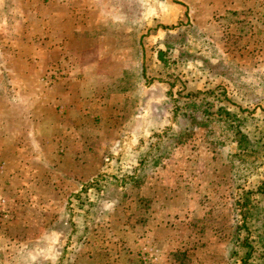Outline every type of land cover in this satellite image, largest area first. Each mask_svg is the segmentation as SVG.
<instances>
[{
  "label": "rangeland",
  "instance_id": "rangeland-1",
  "mask_svg": "<svg viewBox=\"0 0 264 264\" xmlns=\"http://www.w3.org/2000/svg\"><path fill=\"white\" fill-rule=\"evenodd\" d=\"M46 14L49 33L41 24ZM57 27L65 33L58 34ZM50 37L67 50L43 52ZM159 50L169 67L159 62ZM93 62L92 78L76 77L75 65ZM142 70L149 83L140 77ZM27 79L28 90L68 89L80 105L123 96L122 122L126 118L129 129L138 131L126 135L127 148L156 124L167 123L171 104L164 101L161 82L175 81V89L189 93L212 92L214 110L221 105L234 110L258 143L256 152L243 156L250 171L238 176L240 181L233 179L230 158L236 147L213 122L184 138L144 186L108 203L97 233L81 245L67 246L59 225L67 195L98 173L114 149L110 140L119 133L102 124L109 119L102 112L95 126L88 121L85 127V120L83 131L76 133L96 140L85 147L78 141L75 150L65 146L68 158H61L64 153L56 145L62 143L59 130L38 128V138L52 143L34 151L35 160L21 153L24 109L18 97ZM141 111L143 121L135 125ZM11 146L15 152L20 148L19 155L13 156ZM0 150V264H57L61 256L65 264H191V255L193 264H240L239 253L231 254L236 203L242 192L264 182V0H0ZM69 158L75 160L61 163ZM24 160L35 164L27 167ZM173 173L180 177L177 189L169 190ZM32 175L35 181L26 195L23 189ZM192 201L201 210H191ZM251 204L264 212V193L253 196ZM250 221L257 241L264 215ZM206 233L212 234L209 248L192 245L195 239L205 241Z\"/></svg>",
  "mask_w": 264,
  "mask_h": 264
},
{
  "label": "trees",
  "instance_id": "trees-1",
  "mask_svg": "<svg viewBox=\"0 0 264 264\" xmlns=\"http://www.w3.org/2000/svg\"><path fill=\"white\" fill-rule=\"evenodd\" d=\"M167 49L170 50L169 47ZM164 55L162 50L158 51L159 62L167 68L169 64ZM140 74V77L149 83L143 70ZM161 84L166 87L164 101L171 104L167 123L156 124V127L141 136L134 146L127 148L123 142L124 139H129L126 135L138 132L129 129L105 158L98 173L68 196L65 214L61 216L59 224L63 228L64 243L66 242L67 246L81 245L92 233H97V227L104 218L108 203L125 199L129 189L142 186L148 177L165 164L184 138L196 129L208 128L213 122L220 124L222 132L226 133L236 147L237 153L230 158L233 179L240 181L238 176L243 177L249 173L251 163L244 160L243 156L256 152L258 143L244 130L242 119L237 113L225 105L217 106L214 110L212 92L189 93L183 89L178 90L175 89V81ZM142 113L141 111L137 115L136 118L139 119H134L135 125L142 123ZM263 193L264 182L255 191L242 192L241 199L236 203L238 223L234 225L232 232L231 254L239 253L240 264H264V223L261 227L258 226L260 232L257 241L252 240L251 229H254L255 223L253 221V224H250L252 218L264 215V212L251 204L253 196ZM67 258L71 259L72 256L68 255ZM57 264H65L64 256L60 257Z\"/></svg>",
  "mask_w": 264,
  "mask_h": 264
},
{
  "label": "crops",
  "instance_id": "crops-1",
  "mask_svg": "<svg viewBox=\"0 0 264 264\" xmlns=\"http://www.w3.org/2000/svg\"><path fill=\"white\" fill-rule=\"evenodd\" d=\"M48 14H46V17H44L46 20H43L41 19V24L45 25L44 27L46 28V33H49V27H48ZM53 19V18H51ZM60 29V27H57L56 28V32ZM51 33V31H50ZM58 33V32H57ZM64 34V32H60L58 34ZM70 34V33H69ZM71 35V34H70ZM69 35V36H70ZM71 37V36H70ZM50 45L48 43V39L46 40V46L43 47V52L47 49L49 51V48L51 50H53L55 53H61L62 52V46L60 45V43L57 41V40H52V38L50 37ZM63 50L66 51V46L64 45L63 46ZM43 52H41V55L43 54ZM40 60V59H39ZM35 62V61H34ZM39 62H36V65L38 64ZM34 64V63H33ZM47 64V63H46ZM44 64V65H46ZM42 65V64H41ZM43 66V65H42ZM41 66V68H42ZM76 68H79V74L76 75L77 76H82L83 79L85 78H92L89 74V71L90 70H94L97 65L96 63H88V65H84L83 63H81L79 65V67H77V65H75ZM98 79V78H97ZM96 79V80H97ZM29 79L25 80L23 82V84H20L21 86V91H20V96L18 97L20 100H22V108L24 109V114L23 115V122L24 124H22V129L20 130L21 133L25 134V137H23V142L25 143L24 146H23V151L21 153H29V156L30 158H33L32 157V154L34 153V151H37V150H41L42 149H46V147H50L51 145L49 144V146H45L43 145L45 142L48 141V143H52L51 140H45L44 137L42 136V139L38 138V136L35 134L36 131L39 130L41 132H53L54 130H59L63 135L60 137L61 139V146L59 144L56 143L57 147L59 148V151L61 153H64V155L61 157V158H68V156L66 154H69V156L71 155L70 153L67 152V149L65 150V146H67L68 148L69 145L73 148V150H75L76 146H75V143H77L78 141H80L82 144L80 145V147H85V146H88L87 145V142L90 143L91 139L93 140H96V138H88V139H82L81 137H78V135H76V133H80L81 131H83V123L85 122V127H87V123H89L88 121L91 122V126H95V119H97V116L101 115L102 112L105 113V116L109 117L108 118H105L103 120V125L106 126V128L108 127H111V129H109V131L111 132H115V134L119 133L118 134V138L116 137L115 140L111 139L110 142H112V144L110 146H116L117 143L119 142V139L121 138V136H123V133L126 134L127 132H129V120L127 121L126 118L124 120V122H122V117H121V113L124 111V106L121 104L122 100L123 99V96L118 97L117 96V100H113L112 102H105V100L103 99H93V101H91V103H83L82 105H80V103H76L77 99L76 97H73L71 91L69 92L68 89H61L59 92L57 91H47L45 89H43V93L42 91H39L38 88H37V91H33L32 89L31 90H28L27 89V85L29 84L30 81H28ZM82 80V79H81ZM94 81H96L95 79H93ZM72 82V81H70ZM57 93V94H56ZM57 98V99H56ZM18 99V100H19ZM19 100V101H20ZM79 101V100H78ZM31 102L30 105H28V103ZM32 103H35L32 107ZM76 103V104H75ZM28 105V106H26ZM54 105V109L51 108V106L53 107ZM77 106V107H76ZM50 110H53L55 112V115H52L50 117H48V114H49V111ZM57 111V112H56ZM58 113V114H56ZM21 116V115H19ZM127 116V114H124V117ZM8 119L12 120L13 118L10 117V115H8ZM135 118L137 117V115L134 116ZM100 118H103L102 115L100 116ZM54 120L52 121V123H54V126H49L48 125V121H51V120ZM120 121V122H119ZM114 126H117L116 128H114ZM90 126L88 125V128ZM86 128V131L88 133V136H89V129ZM90 137V136H89ZM27 139V140H26ZM87 140V141H86ZM27 142V143H26ZM79 144V143H78ZM113 147V148H114ZM16 147L14 146H11V149H12V153L13 156L16 155V153L19 155V152L21 151L20 148L16 149V152L14 151ZM18 150V151H17ZM72 150V151H73ZM20 153V154H21ZM17 155V157H18ZM2 151L0 150V159L2 157ZM84 156V155H83ZM82 157V156H81ZM33 160H35V158H33ZM32 161H29V160H24V161H20L22 164L27 165L28 166H32L35 164V162ZM69 160V161H73L75 159H65V160H62L61 163L65 164V162ZM40 161V160H39ZM60 161V160H59ZM81 161H84V158L82 157V160ZM43 163V162H41ZM87 164H88V160H87ZM86 165V163H85ZM77 166V165H76ZM97 174V172H96ZM95 174V175H96ZM93 176V175H92ZM54 177V181H56V179L58 178V175H55V176H52ZM72 177V176H71ZM90 177V175L87 177V179ZM178 177L179 176V173H173L172 175V180L170 182H172L170 185L171 186H168L169 190L173 189V190H176L177 189V184L176 182L178 181L177 179H179ZM33 175L32 177H30V179L32 180H27V181H32L31 184L29 183L27 185V188L23 189V190H28V194L26 193V195H30L31 191L30 190V186L33 184V182L35 181V179H33ZM74 178L76 179V177L74 176ZM74 178L72 179L74 181ZM188 178L191 180L192 178L188 176ZM51 179V178H50ZM184 179V178H183ZM49 179L47 178V181ZM64 180V179H63ZM185 181V179H184ZM43 185V183L41 184ZM39 185V186H41ZM144 186V185H143ZM56 187L57 186H54L52 187V190L55 189V191L59 192L60 189H62V186L61 188H58L56 190ZM76 189H74V191H72L71 193L75 192L76 190H78L77 187H75ZM148 186L146 187V190H148ZM192 188V186H191ZM143 189V188H142ZM193 190V188H192ZM69 193V195L71 194ZM67 195V196H69ZM191 197V195H189ZM193 202V201H192ZM195 205V206H194ZM193 207H191V210L194 209V211H197V210H201L200 206L197 205V203L194 204L193 202ZM207 219H210L211 220V216H207ZM208 233H206L204 235V240H202V242H198L197 240L198 239H195L196 243H193L192 245L196 246L198 244H203V243H206V247L205 248H209L208 246V243H207V237H208ZM210 237L212 236V234L209 235ZM194 240V239H193ZM203 250L201 251H206L205 248L202 246ZM198 249V248H197ZM196 249V250H197ZM187 259L190 260L193 264L195 262V258L193 255L191 256H187Z\"/></svg>",
  "mask_w": 264,
  "mask_h": 264
},
{
  "label": "built area",
  "instance_id": "built-area-1",
  "mask_svg": "<svg viewBox=\"0 0 264 264\" xmlns=\"http://www.w3.org/2000/svg\"><path fill=\"white\" fill-rule=\"evenodd\" d=\"M2 168V166H0V169Z\"/></svg>",
  "mask_w": 264,
  "mask_h": 264
}]
</instances>
